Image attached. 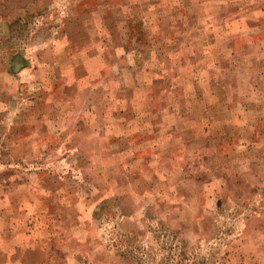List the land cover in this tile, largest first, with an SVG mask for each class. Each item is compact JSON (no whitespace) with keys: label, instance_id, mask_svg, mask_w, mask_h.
Instances as JSON below:
<instances>
[{"label":"rangeland","instance_id":"rangeland-1","mask_svg":"<svg viewBox=\"0 0 264 264\" xmlns=\"http://www.w3.org/2000/svg\"><path fill=\"white\" fill-rule=\"evenodd\" d=\"M0 264H264V0H0Z\"/></svg>","mask_w":264,"mask_h":264},{"label":"trees","instance_id":"trees-1","mask_svg":"<svg viewBox=\"0 0 264 264\" xmlns=\"http://www.w3.org/2000/svg\"><path fill=\"white\" fill-rule=\"evenodd\" d=\"M127 22H129V21H127ZM137 23H139L138 21H137ZM140 32H142L141 31V27L139 26V28H138V33H140ZM137 33V34H138ZM127 46V45H126ZM103 204H100V206H99V208H98V210L95 212V217H99V216H106V217H112V216H110V215H108V214H106L107 213V211H105V209H107L108 208V210H109V208H110V204H109V202L108 201H103L102 202ZM105 214V215H104Z\"/></svg>","mask_w":264,"mask_h":264},{"label":"water","instance_id":"water-1","mask_svg":"<svg viewBox=\"0 0 264 264\" xmlns=\"http://www.w3.org/2000/svg\"><path fill=\"white\" fill-rule=\"evenodd\" d=\"M18 64H20V62L19 63H16V66H18ZM21 65V64H20Z\"/></svg>","mask_w":264,"mask_h":264}]
</instances>
